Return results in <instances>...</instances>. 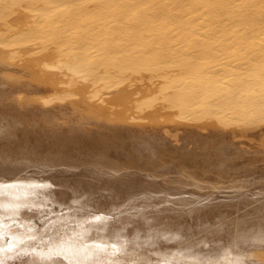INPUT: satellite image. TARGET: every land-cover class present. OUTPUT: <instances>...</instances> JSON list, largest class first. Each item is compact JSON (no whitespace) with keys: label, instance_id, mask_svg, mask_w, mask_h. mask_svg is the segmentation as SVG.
Segmentation results:
<instances>
[{"label":"bare ground","instance_id":"obj_1","mask_svg":"<svg viewBox=\"0 0 264 264\" xmlns=\"http://www.w3.org/2000/svg\"><path fill=\"white\" fill-rule=\"evenodd\" d=\"M0 264H264V0H0Z\"/></svg>","mask_w":264,"mask_h":264}]
</instances>
